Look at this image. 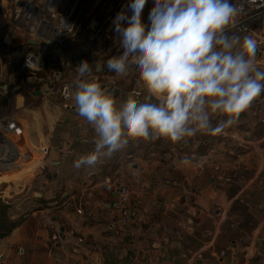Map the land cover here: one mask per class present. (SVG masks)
<instances>
[{
  "label": "crops",
  "instance_id": "obj_1",
  "mask_svg": "<svg viewBox=\"0 0 264 264\" xmlns=\"http://www.w3.org/2000/svg\"><path fill=\"white\" fill-rule=\"evenodd\" d=\"M20 53L0 65V84L9 85L0 116L26 124L25 147L35 155L30 166L0 177L2 184L22 178L19 191L1 195L19 225L0 239V264H264V104L221 134L178 144L130 140L77 169L96 134L57 96L37 89L27 96ZM114 76L118 103L129 94L148 101L132 77ZM122 185L132 191L128 225L118 206Z\"/></svg>",
  "mask_w": 264,
  "mask_h": 264
},
{
  "label": "clouds",
  "instance_id": "obj_2",
  "mask_svg": "<svg viewBox=\"0 0 264 264\" xmlns=\"http://www.w3.org/2000/svg\"><path fill=\"white\" fill-rule=\"evenodd\" d=\"M147 3L128 0L116 14L119 54L106 61L117 76L135 71L147 102L129 94L118 103L87 60L76 67L70 98L96 134L93 151L75 161L77 169L96 166L130 140L178 144L197 134H221L264 94L257 41L230 31L243 11L241 0H154L145 23Z\"/></svg>",
  "mask_w": 264,
  "mask_h": 264
},
{
  "label": "built area",
  "instance_id": "obj_3",
  "mask_svg": "<svg viewBox=\"0 0 264 264\" xmlns=\"http://www.w3.org/2000/svg\"><path fill=\"white\" fill-rule=\"evenodd\" d=\"M11 8V23L15 32L22 33L27 40V52L21 62V70L28 73L25 88L32 87L47 96H57L61 101L64 111H76L74 102L70 98L74 91L75 79H66L65 65L62 62L69 50L65 43L79 36V31L85 32V39L95 48L101 47L109 56L117 55L118 42L116 44L112 31V20L128 0H7ZM22 2L19 6L18 3ZM235 3L236 0H233ZM243 11L239 13L232 24L230 31L238 35H251L258 44L257 64L264 70V0H241ZM154 0H148L143 11V20L147 23L148 13L153 7ZM34 41V44H31ZM99 47V48H100ZM13 50V49H11ZM15 51H0V65L9 64L14 58ZM70 56V55H69ZM107 58V59H108ZM52 64L50 67V61ZM51 71V75H48ZM133 78L135 90L145 91L137 84V74L130 70L127 74ZM102 86L114 91L115 76L107 69L106 64L92 74ZM5 87V88H4ZM0 84V94L8 97L9 85ZM146 92V91H145ZM264 94L253 101L251 106L263 105ZM14 114L0 116V177L12 175L20 169L29 166L27 162L30 156L26 152L25 143L20 145L18 140L24 136V127ZM16 139L19 145L16 142ZM23 148V151L20 150ZM29 156V157H28ZM138 172L133 171L131 176L138 177ZM0 184V189L12 188ZM6 190V189H5ZM10 194H14L12 191ZM119 210L123 223L128 225L132 218L129 214L132 191L127 185L118 189ZM2 192H0L1 199ZM82 213V211H79Z\"/></svg>",
  "mask_w": 264,
  "mask_h": 264
},
{
  "label": "rangeland",
  "instance_id": "obj_4",
  "mask_svg": "<svg viewBox=\"0 0 264 264\" xmlns=\"http://www.w3.org/2000/svg\"><path fill=\"white\" fill-rule=\"evenodd\" d=\"M11 8H10V3L7 0H0V51L2 50H9L10 52L18 50L21 52L20 54L24 55L27 52V40H24L22 33L20 32H15L13 29L12 23H11ZM65 46L71 47L69 50L66 49L67 56H65V59H62V62L65 61V63L71 64V66L65 67V73H66V79H75L77 76V69L76 67L82 62L87 60L90 63V67L92 68V74L94 71L100 68L103 64H106L108 55L106 53V50L104 48L101 49L100 45L99 47L95 48L93 45L88 43V41L85 39V32L83 30L79 31V36L76 37L75 39L68 40L65 43ZM13 49V50H11ZM70 55V56H69ZM23 56V57H24ZM11 61H13V58L11 56L9 57ZM23 59V58H22ZM50 67L52 64V60L50 59ZM48 75H51V71H48ZM95 78V77H94ZM96 79V78H95ZM32 88V87H30ZM28 89V88H27ZM26 89V90H27ZM33 89L27 90V96L29 97V91H32ZM29 99V98H28ZM257 106H250L248 109H255ZM23 127L26 126L25 123L22 121L18 120ZM27 130V129H26ZM28 137L27 135H22L20 139L21 146L23 142L26 144L25 138ZM17 144L19 145L17 139H16ZM29 142V140L27 141ZM30 143V142H29ZM29 147L26 145V149ZM30 149V148H29ZM20 150L23 151V148L20 147ZM27 152V151H26ZM28 155L31 156L33 160V156L35 155L30 149L28 151ZM28 156V157H29ZM35 161V160H34ZM28 164V163H27ZM30 166V165H29ZM23 176V175H22ZM21 177L18 178L16 182H13L14 186L12 187L13 189H9V192L11 191H19V185L20 181L22 180ZM4 181L0 180V184H2ZM7 182V181H5ZM10 184V183H9ZM9 184H4L5 186H8ZM6 187H2L0 189V192H3ZM8 190V189H7ZM8 192V193H9ZM7 193V194H8Z\"/></svg>",
  "mask_w": 264,
  "mask_h": 264
},
{
  "label": "trees",
  "instance_id": "obj_5",
  "mask_svg": "<svg viewBox=\"0 0 264 264\" xmlns=\"http://www.w3.org/2000/svg\"><path fill=\"white\" fill-rule=\"evenodd\" d=\"M19 221L13 219L10 205L0 199V239L10 236L18 227Z\"/></svg>",
  "mask_w": 264,
  "mask_h": 264
},
{
  "label": "water",
  "instance_id": "obj_6",
  "mask_svg": "<svg viewBox=\"0 0 264 264\" xmlns=\"http://www.w3.org/2000/svg\"><path fill=\"white\" fill-rule=\"evenodd\" d=\"M18 5L21 6L22 5V2H19ZM31 44H34V41H31ZM40 94H41L40 92L37 93V95H40ZM57 246L59 247L60 245H57Z\"/></svg>",
  "mask_w": 264,
  "mask_h": 264
}]
</instances>
